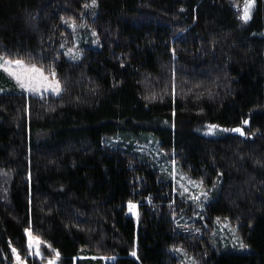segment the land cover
Masks as SVG:
<instances>
[{
    "label": "trees",
    "instance_id": "obj_1",
    "mask_svg": "<svg viewBox=\"0 0 264 264\" xmlns=\"http://www.w3.org/2000/svg\"><path fill=\"white\" fill-rule=\"evenodd\" d=\"M89 1L0 0V54L61 84L0 92V264H14L11 247L42 264L27 227L58 264H176L172 247L200 264H264V0L247 22L237 0H96L101 46L71 60L66 22ZM145 136L204 185L219 181L205 217L237 222L249 250L174 229L171 181L129 147Z\"/></svg>",
    "mask_w": 264,
    "mask_h": 264
},
{
    "label": "rangeland",
    "instance_id": "obj_2",
    "mask_svg": "<svg viewBox=\"0 0 264 264\" xmlns=\"http://www.w3.org/2000/svg\"><path fill=\"white\" fill-rule=\"evenodd\" d=\"M92 0L85 5H91ZM97 3V1H96ZM245 0H237L234 3L239 16L242 14V8ZM95 7H85L82 14L79 15V21L67 20L66 28L67 31L64 33V37L61 39V48L65 57L71 60H78L82 54L84 47L99 48L101 42L98 38L97 31L93 26V23L90 21L95 13ZM71 50V51H69ZM22 60L27 65H35L37 68H41L44 71V74L49 77V82L53 80V77L50 75V70H45L41 66L36 65L35 63L26 62L22 58L9 57L3 54H0V63L3 60ZM55 80L59 81L55 76ZM60 83V82H59ZM14 90L24 91L34 95H58L53 92L51 88L41 87L39 91L33 92L26 89H22L17 83L16 79L9 76L6 72L0 70V92H11ZM61 92V84H60ZM59 92V93H60ZM214 132V128L210 130V125L205 126L204 133L211 134ZM118 136H111L109 140L114 141ZM133 139H136L134 137ZM144 145H139L138 142H133L129 147L134 151H144L157 168L158 172L161 175L162 179L171 181V194L170 202L172 203L171 217L174 220V229L183 230V231H192L193 233L197 232L198 236L206 237L209 239V243H212L216 249L220 251H247L249 250L248 245L243 244L240 233L239 226L237 222L231 221L228 217L215 216L212 218H206L204 214L205 206L213 200L214 196L217 194L219 181L213 182L211 185L206 186L201 179H197L189 175L188 173L181 170L180 166L177 164L175 159L170 158L161 147H158L157 143L153 140L151 136H145ZM142 158L147 159L142 155ZM148 160V159H147ZM1 176L4 177L3 184L7 185L8 175L6 172H1ZM192 181L194 183H189ZM181 185L188 188L187 192H184L181 188ZM198 196V200H194L191 197ZM129 211V208H128ZM138 213V211L136 210ZM129 213L133 215L132 212ZM208 220V222H206ZM27 230H30L28 227ZM25 229V230H26ZM31 231V230H30ZM25 232L26 241H27V250L30 257H36L41 260L42 264H48L50 259L55 258V251L52 250L48 244L42 240L38 235L32 233L34 237H38L41 241L39 245V252L41 255H36L35 245L29 250L28 246V235ZM241 243L244 247H241ZM11 247L10 250L12 252ZM171 252L177 258L176 264H200V260L195 258L193 254L188 252L183 247H172ZM20 254V253H19ZM13 256V263L16 264V259ZM21 256V255H20ZM90 257H100L105 261L112 259L110 256L106 255H90ZM25 261V264H28L25 257H21ZM58 264V262H57Z\"/></svg>",
    "mask_w": 264,
    "mask_h": 264
},
{
    "label": "snow or ice",
    "instance_id": "obj_3",
    "mask_svg": "<svg viewBox=\"0 0 264 264\" xmlns=\"http://www.w3.org/2000/svg\"><path fill=\"white\" fill-rule=\"evenodd\" d=\"M254 0H245V3L243 4L242 8V14L240 16V19L247 22L250 19V13L253 6ZM95 7L96 6V0H92L91 5H85V7ZM71 51V50H69ZM0 70L6 72L9 76L16 79L17 83L22 89H26L28 91H39L41 87H47L51 88V90L57 94L60 92V83L59 81L55 80L54 77L56 73L53 71L50 73V75L53 77V80L49 82V77L44 74L43 69L37 68L35 65H27L22 60H3L2 63H0ZM245 124L248 123V121H244ZM215 125L210 126V130L215 128ZM232 131L239 132L241 135H243V131L240 128L232 129ZM189 183H194L192 181H189ZM181 188L184 192L188 191V188L184 187V185H181ZM194 200H198V196L191 197ZM129 211L133 213V215H138L136 212V204L129 201L128 203ZM28 235V246L29 250L33 248L35 245L36 247V255H41L39 252V245L41 243L40 239L38 237H34L30 230H25ZM241 247H244V245L241 243ZM12 253L16 259V264H25V261L22 260L19 252L13 248ZM132 256H136V252L133 251L131 253ZM60 256V253L57 251L55 253V258L50 259L48 261V264H57V260Z\"/></svg>",
    "mask_w": 264,
    "mask_h": 264
}]
</instances>
